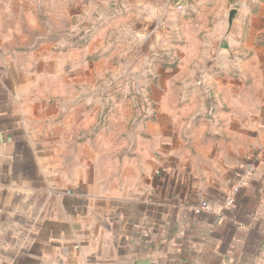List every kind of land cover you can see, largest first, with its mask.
<instances>
[{"label":"crops","instance_id":"0c3cea01","mask_svg":"<svg viewBox=\"0 0 264 264\" xmlns=\"http://www.w3.org/2000/svg\"><path fill=\"white\" fill-rule=\"evenodd\" d=\"M118 1L110 16L143 4L147 46L191 65L165 73L189 81L179 94L208 81L219 105L209 123H138L132 147L122 132L99 150L50 122L59 57L33 0H0V264H264V0Z\"/></svg>","mask_w":264,"mask_h":264},{"label":"rangeland","instance_id":"374dc122","mask_svg":"<svg viewBox=\"0 0 264 264\" xmlns=\"http://www.w3.org/2000/svg\"><path fill=\"white\" fill-rule=\"evenodd\" d=\"M33 2L34 27L49 41L50 55L59 57L58 66L51 65L50 80L44 81L51 123L59 116L74 134L98 136L103 150L109 136L122 132H128L132 147L138 123H193L198 117L209 123L213 118L219 100L212 84L202 81L198 86L204 95L190 102L192 97L179 94L189 81L165 76L187 72L191 65L177 63L175 51L147 46L154 19L139 9L143 4L132 6L130 14L110 16L109 4L120 6L118 0ZM73 123L81 128L76 124L73 129Z\"/></svg>","mask_w":264,"mask_h":264},{"label":"water","instance_id":"95a60500","mask_svg":"<svg viewBox=\"0 0 264 264\" xmlns=\"http://www.w3.org/2000/svg\"><path fill=\"white\" fill-rule=\"evenodd\" d=\"M237 13V9L236 8H232L230 13H229V17L227 20V31H226V35L229 33L230 29L232 28L235 16Z\"/></svg>","mask_w":264,"mask_h":264},{"label":"built area","instance_id":"2783aa9c","mask_svg":"<svg viewBox=\"0 0 264 264\" xmlns=\"http://www.w3.org/2000/svg\"><path fill=\"white\" fill-rule=\"evenodd\" d=\"M194 2H201L202 0H192ZM185 5L183 1H180V0H177L175 3H174V7H175V10L177 11H183L185 9ZM238 188H235V191H237ZM199 211V210H198Z\"/></svg>","mask_w":264,"mask_h":264}]
</instances>
